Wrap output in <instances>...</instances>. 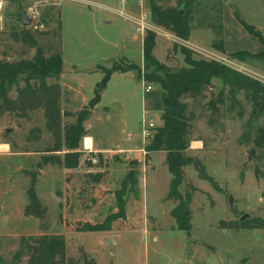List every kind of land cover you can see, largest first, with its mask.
Masks as SVG:
<instances>
[{
	"label": "rangeland",
	"instance_id": "rangeland-1",
	"mask_svg": "<svg viewBox=\"0 0 264 264\" xmlns=\"http://www.w3.org/2000/svg\"><path fill=\"white\" fill-rule=\"evenodd\" d=\"M33 1L6 0L0 27L1 60L29 59L34 53V48L14 36L24 27L19 21V6L31 19L25 28L46 56L58 52L60 45L61 49L84 56L108 52L115 48L121 35L125 46L138 47L139 41L131 38L133 33L140 36L128 19L132 16L148 24L144 33L150 30L156 34L154 55L166 68L176 70L186 65L178 47L184 46L194 51L191 59L217 62L264 85V60L231 56L242 50L251 54L264 51L259 41L235 19L238 14L264 36L262 0H152L163 7L189 10L191 31L187 40L155 27L147 0H38L34 9ZM219 42L223 43L224 53L211 46ZM114 58L112 55L108 60ZM120 63L129 64L123 60ZM136 73L144 78L142 67ZM23 78L19 76L9 87L8 97H16L17 89L24 84ZM57 80L52 77L48 81ZM151 86L153 98L147 116L154 118L157 128L162 125L161 87L156 83ZM220 92L223 102L216 105L218 111L214 113L208 102L217 99ZM181 101L194 115L183 152L190 161L182 167L183 182L178 187L188 199L189 232L174 227L170 210L175 202L167 197L170 174L159 163L154 165L157 175L148 174L145 186L127 185L123 218L106 223L104 230H82L104 222L116 211L114 192L124 177L113 184L106 182L108 188L100 184L102 173L97 168L104 165V160L83 150V137L77 152L82 164L92 171L72 180L63 164L43 165L36 175L35 191L44 215L41 218L26 215L29 171L37 169L41 157H63L66 151L63 146L60 151H47L51 149L52 138L45 129L41 109L29 112L25 118L9 113L0 115V264H28L25 253L15 256L20 238L41 234H60L71 264H222L218 254L225 264L229 260L264 264V147L254 143L264 127V109L254 107L243 89L231 91L220 78L211 79V84L196 99L183 97ZM79 112L66 114L68 117L62 119V124L75 123ZM93 127V133L102 141L108 142L111 140L108 137L115 135L113 125L108 123L94 121ZM5 129L11 131L6 134ZM251 149L254 152L248 160ZM91 156L96 157V162L91 161ZM194 157L201 163L200 168L193 166ZM155 159L157 162L160 154ZM141 168L142 164L135 169L138 174L141 170V175L149 170ZM229 195L232 207L228 204ZM243 213L250 218L239 221ZM105 235L117 237L112 260L100 243ZM199 241L214 250L199 245Z\"/></svg>",
	"mask_w": 264,
	"mask_h": 264
},
{
	"label": "trees",
	"instance_id": "trees-1",
	"mask_svg": "<svg viewBox=\"0 0 264 264\" xmlns=\"http://www.w3.org/2000/svg\"><path fill=\"white\" fill-rule=\"evenodd\" d=\"M264 1V0H262ZM149 16L151 22L164 28L175 36L187 40L190 35V14L187 8L179 13L178 8L171 6L163 7L152 0H147ZM184 4V3H183ZM59 17V11H58ZM57 17V18H58ZM236 21L251 36L256 38L264 47V36L256 30L253 25L246 23L238 14H235ZM58 30V23H57ZM15 38L25 45L34 48V53L29 59L17 61H3L0 59V115L4 113L13 114L20 118L28 116L29 112L41 109L45 120V129L52 138L51 149L47 151L56 152L63 149L66 151L63 157L48 156L41 157L37 169L29 171L30 181L26 190L27 204L24 207L26 215L41 218L44 211L35 191L36 175L39 169L47 163L63 164L65 168H74L78 165L80 154L77 152L79 141L84 137L86 131L83 122L89 116L87 109L80 110L75 123L62 124V113L60 106L61 89L58 82H49V78L58 79L62 69V57L60 52L46 56L43 48L38 45L35 37L27 28L15 33ZM156 34L146 30L142 41V70L145 72L146 83H156L161 87L162 125L158 126L155 132L145 142L147 152L164 151V163L170 174L169 189L167 197L175 202L170 210V216L174 221V227L178 230L189 232L190 212L188 199L178 190L183 182L182 167L190 160L183 152L188 144V136L191 121L194 119L193 112L187 110L186 103L181 101L183 97L196 99L201 96L203 91L211 84V79L220 78L224 85L229 86L231 91L243 89L254 107L264 109V85L257 80L240 74L234 70L222 66L213 61L194 60L191 54L194 51L178 46L180 53L184 56L185 66L176 70L168 69L158 61L154 55ZM212 48L224 53L223 43H212ZM177 45L174 44L173 48ZM238 59L255 57L264 60V51L251 54L246 50L236 51L231 54ZM134 63L124 65L115 62L111 68L105 69L102 80L94 88V96L89 101L88 107L91 108L98 102L100 93L106 86L109 76L114 70H135L141 68ZM23 75L24 84L17 89L15 98L8 97L9 87L15 84L19 76ZM138 77L141 78L140 74ZM222 92L215 100H210L208 105L215 113L218 111L217 104L222 103ZM153 130V131H154ZM255 145L264 147V127L259 130V135L255 139ZM135 171L130 169L120 183V187L114 192L116 211L109 214L105 221L99 224L90 225L85 231H98L106 229V223L125 215V199L127 185L134 183ZM25 253L28 264H71L65 256L64 240L60 234H41L36 237H21L20 248L15 253L19 256Z\"/></svg>",
	"mask_w": 264,
	"mask_h": 264
},
{
	"label": "crops",
	"instance_id": "crops-1",
	"mask_svg": "<svg viewBox=\"0 0 264 264\" xmlns=\"http://www.w3.org/2000/svg\"><path fill=\"white\" fill-rule=\"evenodd\" d=\"M82 3L91 4L90 2ZM128 19L136 26V30L140 33V36L137 33L131 35L133 40L139 41H137L139 44L138 47L125 46L122 35L112 50L101 53H90L87 56L61 49V45L59 46V52L62 57V69L57 82L61 89V111L67 114L69 112L74 114L76 111L83 109L89 111L88 118L83 122V127L86 131L83 138L89 139L92 151L90 153H95L100 156L104 160V165L106 162L109 163V166L103 165L97 168V172L102 173L100 175V184L105 188H108L107 183L113 184L120 179L122 180V177L130 169L135 171L134 185L136 184L137 186L140 183H142V186H145L148 174L149 177L157 175L158 171L154 166L156 163H159L160 167H164V170H167L164 163L165 152H147L144 146L145 143L141 136L142 120L145 117L149 118L147 115L150 111L149 104L153 98V86H151L150 91L146 92L144 86L147 83L142 77H138L135 70L112 71L106 86L100 93L98 102L93 107H88L89 101L94 96L96 84L104 77L105 69L111 68L114 63L113 60L119 63L120 60H123L128 63H134L138 67L142 66V41L144 31H141L136 24L139 18L128 16ZM104 23L107 22L104 21ZM155 27L158 28L156 25ZM112 55L115 58L112 61L108 60V57ZM132 59L136 60L133 61ZM151 108L153 109L154 107L152 106ZM65 115H63L62 119L68 117ZM151 118L154 119L153 117ZM94 121L113 125L115 135L108 137L111 140L107 142L96 137L93 133ZM143 149H145L146 154L142 153ZM157 154H160V159L156 162L155 158ZM141 164V169L149 168L146 174L141 175V170L138 174L137 170H135ZM64 170L74 180L76 176L91 172L92 168L84 166L80 158L76 167L64 168Z\"/></svg>",
	"mask_w": 264,
	"mask_h": 264
},
{
	"label": "water",
	"instance_id": "water-1",
	"mask_svg": "<svg viewBox=\"0 0 264 264\" xmlns=\"http://www.w3.org/2000/svg\"><path fill=\"white\" fill-rule=\"evenodd\" d=\"M18 10H19V21H20L21 25L24 27L29 26L31 20L27 16L26 11L21 6H19ZM181 12H182V10L179 9V13H181ZM10 131H11V129H5L6 134L9 133ZM253 152H254L253 149H251L248 152V154H247L248 160L251 158V155ZM193 166L196 168H200V166H201V163L198 161V159L196 157L193 158ZM228 204L230 207H232V196L231 195L228 196ZM247 218H250V215L248 213H243L239 217V221H243ZM116 241H117V237L115 235H105L100 240V243L108 250L110 260L113 259L114 254H115ZM198 243H199V245L204 246L210 250H214L212 246H210V245H208L202 241H199ZM218 258L220 259L222 264H225L223 259H222L221 254H218ZM228 264H241V263L234 261V260H229Z\"/></svg>",
	"mask_w": 264,
	"mask_h": 264
},
{
	"label": "built area",
	"instance_id": "built-area-1",
	"mask_svg": "<svg viewBox=\"0 0 264 264\" xmlns=\"http://www.w3.org/2000/svg\"><path fill=\"white\" fill-rule=\"evenodd\" d=\"M40 1L38 0H34L33 1V6L32 8H36L37 4ZM5 6H6V0H0V27L3 23L4 17H5ZM27 16L28 13L26 12ZM31 20V19H30ZM138 28L141 31H144V28H148V24L145 23V21L143 19H140L136 22ZM144 90L146 92L151 90V84L147 83L144 86ZM154 128H156V125L154 123V120L152 118H143L142 120V129H141V136L143 139V142L145 143L148 139H150V137L152 136L153 130ZM82 144H83V150L87 151L88 153L92 152L91 151V145H86V138L82 139ZM145 146V145H144ZM144 154H146L145 149H143ZM91 161L96 162V157L91 156Z\"/></svg>",
	"mask_w": 264,
	"mask_h": 264
},
{
	"label": "bare ground",
	"instance_id": "bare-ground-1",
	"mask_svg": "<svg viewBox=\"0 0 264 264\" xmlns=\"http://www.w3.org/2000/svg\"><path fill=\"white\" fill-rule=\"evenodd\" d=\"M86 144L89 145V139L88 138L86 139Z\"/></svg>",
	"mask_w": 264,
	"mask_h": 264
}]
</instances>
